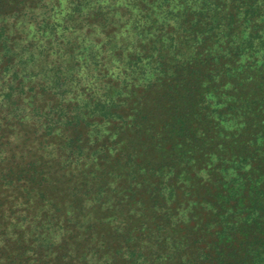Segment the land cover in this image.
<instances>
[{
    "label": "trees",
    "instance_id": "trees-1",
    "mask_svg": "<svg viewBox=\"0 0 264 264\" xmlns=\"http://www.w3.org/2000/svg\"><path fill=\"white\" fill-rule=\"evenodd\" d=\"M53 4L0 0V264H264V0Z\"/></svg>",
    "mask_w": 264,
    "mask_h": 264
},
{
    "label": "clouds",
    "instance_id": "clouds-1",
    "mask_svg": "<svg viewBox=\"0 0 264 264\" xmlns=\"http://www.w3.org/2000/svg\"><path fill=\"white\" fill-rule=\"evenodd\" d=\"M43 2L49 6L54 7V9L59 12L60 9L55 8L54 4H53V0H43ZM61 7H66L67 5V0H59ZM39 14L41 15V18H43V10H40ZM30 28L34 29V26H29ZM25 59H27V57H24ZM15 71V68L12 69V71H9L6 74H2L0 75V106L3 107H7L6 103H5V94H7L9 92V88L6 87L5 85L8 84L11 81V77L13 75V72ZM23 78V76L21 77ZM14 83V82H13ZM27 83V82H26ZM25 91H27V88H25ZM13 97L15 98V94H13ZM25 104H28V101H25ZM24 112L29 113L28 115H26L24 117V119L21 121V123H25V124H31L32 123V117H31V109L30 108H24L23 109ZM9 120L12 119V116H8L7 117ZM13 132H16L17 130L14 128L12 129ZM9 141L15 145L19 143V140L17 139L16 135H12L9 138ZM10 153L5 152V153H0V162L5 160V157H9ZM14 222V221H13Z\"/></svg>",
    "mask_w": 264,
    "mask_h": 264
}]
</instances>
